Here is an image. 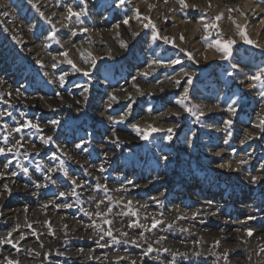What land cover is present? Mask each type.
I'll use <instances>...</instances> for the list:
<instances>
[{"label":"rangeland","instance_id":"rangeland-1","mask_svg":"<svg viewBox=\"0 0 264 264\" xmlns=\"http://www.w3.org/2000/svg\"><path fill=\"white\" fill-rule=\"evenodd\" d=\"M248 1L0 0V264H264Z\"/></svg>","mask_w":264,"mask_h":264},{"label":"snow or ice","instance_id":"snow-or-ice-1","mask_svg":"<svg viewBox=\"0 0 264 264\" xmlns=\"http://www.w3.org/2000/svg\"><path fill=\"white\" fill-rule=\"evenodd\" d=\"M123 2H124V0H121V3H123ZM178 2H179L181 5L186 6V4H185V0H178ZM68 13H69V18H70L71 16H73V15L79 17L81 14H86V13H76V12H73L72 9H71V7H69V9H68ZM4 15H7V13H4ZM137 18H139L138 10H137ZM221 18H222V16H217V17H215L216 20H219V19H221ZM124 23L127 24L128 21L125 20ZM145 26L147 27V25H145ZM204 27H205L206 29H207V28H216L217 25L214 24V23H213V24H205ZM85 31H86V29H85ZM241 35L244 36V39H245L248 43H252V41L248 40L247 35H246L244 32H241ZM181 38H183V37H181ZM165 39H167V38H165ZM233 43H234V41H232V40H227V41H224L223 43H222L221 40H219V39H217V40L215 41V46L218 48L219 51H221V52L224 54V55L222 56V59H228V58H229V56H230V54H231V53H230V48H231V45H232ZM64 55H67V54L65 53ZM188 55H189V57H191L192 54L189 53ZM68 63L71 64L72 61L69 60ZM93 63H94V61H93ZM172 63H178V61H172ZM77 70L79 71V69H77ZM84 75L87 76L88 73L85 71V72H84ZM262 76H264V73H262V75L253 76L251 79H253V80H261V79H262ZM61 83H63V77H61ZM252 87H255V85H252ZM261 94L264 95V93H261ZM187 99H188V96H187V89H185L184 96H183L182 99H180L178 102H179L181 105H183L184 100H187ZM109 107H110V105H109ZM185 111L188 112V111H191V109L185 107ZM230 111H232L233 114H235V111H236V110H235V108H230ZM203 114H204V113L201 112V115H203ZM0 115H3V113H0ZM50 123H52L53 125H55V124L58 123V121L53 120V121H51ZM225 123H226V125H229V126H230L233 122H232V120L229 119V120L225 121ZM22 127H24V128L31 127V128H34V129H39V126H38L37 124H33V123H31L30 121H29L28 123H26V124H23ZM133 127H136V126L133 125ZM16 131L19 132V131H20V128H17ZM151 131L155 132V131H158V129L152 128ZM168 131H169V132H172V129H169ZM145 138H146V136H145ZM167 138H168L169 140H171V139H172V136L169 135ZM41 139L44 141L45 144H47L49 141L52 140V137H51V136H49V137H43V136H42ZM77 147H79V145H77ZM11 150H12V149H8V151H11ZM3 152H4V149H0V153H3ZM165 159H166V158H165ZM242 163H243V161H242ZM222 166H223V165H222ZM5 167H7V164L5 165ZM24 171H25V173H27V172H28V169L25 168ZM65 174H66V173H65ZM13 175H15V173H13ZM256 179H257L256 177H253V182H255ZM129 183H131V182L129 181ZM37 187H39V185H37ZM5 188H7V185H5ZM60 195L63 196V195H65V194H64V193H60ZM249 219H253V217H249ZM158 223H159V221H155V222H154V226H155V224H158ZM252 234H253L252 231H251V230H248V235L251 236ZM108 235H111V232H108ZM216 243L219 244V241H217ZM149 251H151V248H149ZM225 258H227V254H225ZM9 264H13V262L10 261Z\"/></svg>","mask_w":264,"mask_h":264},{"label":"bare ground","instance_id":"bare-ground-1","mask_svg":"<svg viewBox=\"0 0 264 264\" xmlns=\"http://www.w3.org/2000/svg\"><path fill=\"white\" fill-rule=\"evenodd\" d=\"M255 2H256V1L249 0L247 3H248V4H251V8H257V9L260 8V9H262L261 5L256 4ZM248 4H247V5H248Z\"/></svg>","mask_w":264,"mask_h":264},{"label":"built area","instance_id":"built-area-1","mask_svg":"<svg viewBox=\"0 0 264 264\" xmlns=\"http://www.w3.org/2000/svg\"><path fill=\"white\" fill-rule=\"evenodd\" d=\"M56 261H57V263H56ZM55 264H62V262H60L59 259H56Z\"/></svg>","mask_w":264,"mask_h":264}]
</instances>
